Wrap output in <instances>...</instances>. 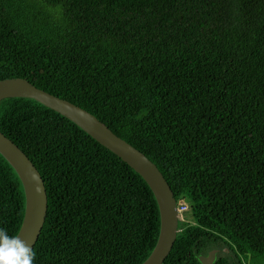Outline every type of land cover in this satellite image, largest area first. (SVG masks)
<instances>
[{"label": "trees", "instance_id": "trees-1", "mask_svg": "<svg viewBox=\"0 0 264 264\" xmlns=\"http://www.w3.org/2000/svg\"><path fill=\"white\" fill-rule=\"evenodd\" d=\"M8 78L85 110L155 165L189 219L162 264L211 251V264H264V0H0ZM0 132L43 181L34 264L147 258L158 210L137 173L31 99L0 100ZM23 206L0 155L10 236Z\"/></svg>", "mask_w": 264, "mask_h": 264}, {"label": "water", "instance_id": "water-1", "mask_svg": "<svg viewBox=\"0 0 264 264\" xmlns=\"http://www.w3.org/2000/svg\"><path fill=\"white\" fill-rule=\"evenodd\" d=\"M5 98L31 99L64 117L100 146L111 152L145 182L158 210V234L155 245L141 264H162L178 235L176 202L164 177L142 153L115 136L103 123L72 103L36 88L21 78L0 80V100ZM0 155L13 169L20 181L24 206L16 236L33 247L46 215V194L40 174L27 156L0 132ZM215 252L200 256L201 264H211Z\"/></svg>", "mask_w": 264, "mask_h": 264}, {"label": "clouds", "instance_id": "clouds-1", "mask_svg": "<svg viewBox=\"0 0 264 264\" xmlns=\"http://www.w3.org/2000/svg\"><path fill=\"white\" fill-rule=\"evenodd\" d=\"M35 251L19 236L0 228V264H34Z\"/></svg>", "mask_w": 264, "mask_h": 264}, {"label": "built area", "instance_id": "built-area-1", "mask_svg": "<svg viewBox=\"0 0 264 264\" xmlns=\"http://www.w3.org/2000/svg\"><path fill=\"white\" fill-rule=\"evenodd\" d=\"M188 208L187 205L181 200L178 203H176V217L178 223H187V219L185 218V214L187 212Z\"/></svg>", "mask_w": 264, "mask_h": 264}, {"label": "rangeland", "instance_id": "rangeland-1", "mask_svg": "<svg viewBox=\"0 0 264 264\" xmlns=\"http://www.w3.org/2000/svg\"><path fill=\"white\" fill-rule=\"evenodd\" d=\"M186 215L188 216V214H187V213L185 214V217L188 219V217H187ZM188 220H189V219H188Z\"/></svg>", "mask_w": 264, "mask_h": 264}, {"label": "bare ground", "instance_id": "bare-ground-1", "mask_svg": "<svg viewBox=\"0 0 264 264\" xmlns=\"http://www.w3.org/2000/svg\"><path fill=\"white\" fill-rule=\"evenodd\" d=\"M101 122V121H100ZM188 207H189V205H188ZM188 211V210H187ZM187 216V215H186ZM188 217V216H187ZM188 223V222H187ZM185 224V223H184ZM195 225V224H194Z\"/></svg>", "mask_w": 264, "mask_h": 264}]
</instances>
